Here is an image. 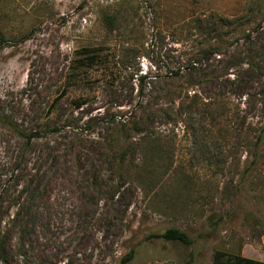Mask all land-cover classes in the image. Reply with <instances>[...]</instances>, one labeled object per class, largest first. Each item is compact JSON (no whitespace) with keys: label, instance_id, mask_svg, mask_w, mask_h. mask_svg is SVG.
Masks as SVG:
<instances>
[{"label":"rangeland","instance_id":"obj_1","mask_svg":"<svg viewBox=\"0 0 264 264\" xmlns=\"http://www.w3.org/2000/svg\"><path fill=\"white\" fill-rule=\"evenodd\" d=\"M214 17L236 27L220 29L228 53L193 88L206 113L173 99L155 148L110 131L138 76L164 75L185 42L216 44L193 25ZM86 48L98 58L82 67ZM184 80L144 96H183ZM3 117L39 135L26 142L0 120V194L21 204L30 181L40 193L29 232L8 234L13 264H119L131 250L127 264H212L216 251L264 262V0H0ZM167 229L191 243L157 237Z\"/></svg>","mask_w":264,"mask_h":264},{"label":"trees","instance_id":"obj_2","mask_svg":"<svg viewBox=\"0 0 264 264\" xmlns=\"http://www.w3.org/2000/svg\"><path fill=\"white\" fill-rule=\"evenodd\" d=\"M210 19L211 21H202L201 19L194 21V30L198 31L202 36L214 32L216 36V44H209L206 46L205 40L209 39L206 37L197 43L196 49L195 47L188 46L185 42L184 45H181L183 49L177 51L176 55L172 58L173 63L165 68L164 75H151V73H144V75L138 76L136 78L137 100L133 103H127L122 106L116 105L113 109H110L111 111L107 115V118L110 119L107 122V127L110 128V131L123 132L129 139L136 138V142L133 144L136 146L135 148H138L139 146L142 148L143 142L146 139H148L146 142H149V147L151 146L155 148L159 144L158 136L160 135L159 132L162 133V129L157 125H153V122H155L157 118H163L165 124L168 125L174 121L171 116V110H168V106L169 104H172L173 99L180 97L179 99L188 100V108L194 105V108L198 109L199 114L206 113L203 107H208L210 101H206V99L198 95L193 88L198 86L196 83L207 84L209 82V72L206 70L207 62L209 60L217 62L219 58L228 53L229 45L226 41L222 43L223 35L220 34V29L231 25H235L236 27V22L233 21H226L220 17ZM106 23L111 26L113 21L106 19ZM246 37L248 38L249 35ZM234 42L236 43V41ZM97 58V54L86 48L84 49V53L78 63L81 64L82 67H85L86 65L91 64V62L93 63ZM229 70L233 72L230 64L226 68V73L224 74L227 78H229V75H227ZM218 75L220 78L222 77L221 74ZM185 77H188V81L184 80L183 82L185 88L189 90H186L183 96L182 91L177 92L172 90H165L157 99H152L151 95L144 96L145 93L153 88V85L158 83L161 79H163V82H169L182 80ZM190 91L192 92V95L189 94ZM223 95V93H220L219 96L222 97ZM147 97H150V101L146 99ZM165 98L169 99L167 104ZM54 102L56 103L57 100ZM54 102L51 103L48 110L53 109L55 105ZM124 108L126 109L125 111H123ZM188 108L186 106V109ZM0 120H2V122H4V124L13 130L19 137L25 139L26 142L39 136L37 132L27 135L25 133L26 131L14 124L9 117H3V119ZM64 127L67 128L69 125H65ZM164 127L166 126H163V128ZM51 130L54 133H60V131L57 132L55 127H52ZM261 136H264V124L259 129V136L256 138L255 145L260 142ZM113 142H117V139H114V137L113 141L110 143L113 144ZM130 146L132 147L131 144ZM126 154L125 151L121 150L119 163L124 161ZM144 157L145 154L143 153V158H141L140 163L145 161ZM29 183V187L25 188L26 195L23 200L20 201L21 204H17L18 199L5 200V197L0 194V264H13L14 259H16L17 249H15V245L12 247L6 246L9 244L6 241L8 240V234L11 230H15L18 234L22 233L23 235L29 232L28 228L31 226L30 220L33 207L38 200V194H40L38 187L35 188L32 186V181ZM13 208H16V212L10 214L9 211ZM36 214L42 215L41 212ZM157 237L166 241L181 242L187 245L191 243L188 236L177 229H167L162 234L157 235ZM21 248L24 249V245H21ZM133 254V250H131L119 260V264H127L132 260ZM212 264H264V262L248 259L239 255L229 256L224 252L216 251L213 256Z\"/></svg>","mask_w":264,"mask_h":264}]
</instances>
